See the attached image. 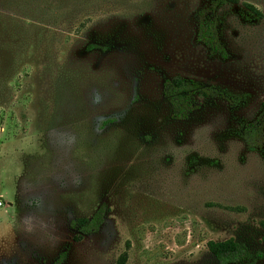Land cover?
Here are the masks:
<instances>
[{
  "label": "rangeland",
  "instance_id": "rangeland-1",
  "mask_svg": "<svg viewBox=\"0 0 264 264\" xmlns=\"http://www.w3.org/2000/svg\"><path fill=\"white\" fill-rule=\"evenodd\" d=\"M208 1L43 0L27 13L30 39L0 57V264L61 250L62 264H114L125 248V264H219L206 242L227 238L264 254V140L249 151L239 137L264 102V0L217 7L224 58L194 37ZM174 75L233 102L196 96L174 120L162 95ZM100 203L98 231L73 240L68 221Z\"/></svg>",
  "mask_w": 264,
  "mask_h": 264
},
{
  "label": "trees",
  "instance_id": "trees-1",
  "mask_svg": "<svg viewBox=\"0 0 264 264\" xmlns=\"http://www.w3.org/2000/svg\"><path fill=\"white\" fill-rule=\"evenodd\" d=\"M43 0H0V57L4 54H13L12 47L20 49L30 39L29 30L24 26H31V19L27 13L37 10V3ZM49 2L52 0H48ZM236 0H209L207 5L200 7L195 13V40L206 47L210 54L224 58L225 49L218 36V18L216 9L223 3L235 2ZM29 3V7L25 4ZM248 9L254 8L245 4ZM22 7L27 9L24 12ZM19 16V17H18ZM22 18L24 20H22ZM93 45L85 46L87 50ZM162 95L166 99L170 117L174 120H184L194 108L193 100L196 96L206 98L219 96L233 102L234 97L224 90L212 86H206L197 80L174 75L164 80L162 84ZM264 102L254 119L242 124L239 130V137L245 148L249 151L257 150L264 140ZM107 206L100 203L88 217H76L67 223L68 228L73 232L72 239L79 240L82 236L98 231L103 223ZM264 228V220L260 222ZM128 243H125V247ZM206 248L219 264L241 263L253 264L255 259L262 258L263 253L256 251L250 253L246 247L235 241L233 238L224 240H208ZM66 257V251L61 250L50 264H62ZM127 259L126 248L116 257L114 264H125Z\"/></svg>",
  "mask_w": 264,
  "mask_h": 264
},
{
  "label": "crops",
  "instance_id": "crops-1",
  "mask_svg": "<svg viewBox=\"0 0 264 264\" xmlns=\"http://www.w3.org/2000/svg\"><path fill=\"white\" fill-rule=\"evenodd\" d=\"M12 144H15V141L10 139V140L5 142L4 146L7 148V146H9V147L12 146ZM11 201L12 200L8 201V203Z\"/></svg>",
  "mask_w": 264,
  "mask_h": 264
}]
</instances>
